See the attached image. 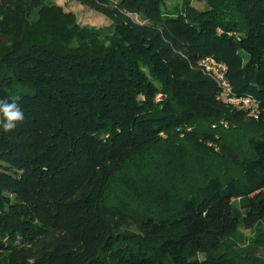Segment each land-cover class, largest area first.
<instances>
[{
  "label": "trees",
  "instance_id": "16d2710c",
  "mask_svg": "<svg viewBox=\"0 0 264 264\" xmlns=\"http://www.w3.org/2000/svg\"><path fill=\"white\" fill-rule=\"evenodd\" d=\"M74 1L111 21L98 28L112 31L111 47L89 30L94 45L67 51L83 27L50 3L55 25L27 22L0 54V99H16L25 117L11 132L0 127L2 264H236L223 242L264 223V0L205 10L192 0ZM205 58L227 66L233 94L255 100L258 120L225 99ZM228 126L249 154L220 141ZM174 133L218 146L241 176L199 163L203 180L177 212L138 218L147 236L138 237L104 213L109 186Z\"/></svg>",
  "mask_w": 264,
  "mask_h": 264
},
{
  "label": "rangeland",
  "instance_id": "374dc122",
  "mask_svg": "<svg viewBox=\"0 0 264 264\" xmlns=\"http://www.w3.org/2000/svg\"><path fill=\"white\" fill-rule=\"evenodd\" d=\"M165 1L169 8L180 2ZM217 1L220 0L201 2L192 0V4L198 10H205ZM50 3L74 12L76 20L81 22L77 23L83 27L80 31L84 32L83 35L77 34L69 45H66L67 51H82L88 44L94 45V42L88 40L89 34H93V31H101L96 35L95 44L98 42L104 47H111L114 44L112 31L106 33L98 29L110 27L111 21L98 12L81 8L74 0H0V54L14 40L23 36L27 22L40 18L48 24L55 25V13L47 7ZM141 62L150 75L151 70L147 61ZM215 134L225 145L237 151L239 157L242 158L251 152L239 129L228 126L224 132ZM170 138V141L164 138L160 144L148 149L121 176L114 179L103 204L104 213L117 227L138 237H147L137 223L138 218L168 217L177 212L175 210L181 196L203 180L199 163L206 164L207 170H214L220 174L228 171L237 177L241 176V167L219 153L218 146H206L203 141L193 142L179 133L172 134ZM173 143L181 145L182 149ZM219 252L227 254L236 264H264V223L252 230L241 228L235 236L223 242ZM2 260L0 257V264Z\"/></svg>",
  "mask_w": 264,
  "mask_h": 264
},
{
  "label": "built area",
  "instance_id": "2783aa9c",
  "mask_svg": "<svg viewBox=\"0 0 264 264\" xmlns=\"http://www.w3.org/2000/svg\"><path fill=\"white\" fill-rule=\"evenodd\" d=\"M201 66L205 71L211 74L224 89L225 99L234 106L242 107L248 111L251 118L258 120L257 104L250 97H237L233 94L230 85L226 80L227 66L222 62H217L213 58H205L201 61Z\"/></svg>",
  "mask_w": 264,
  "mask_h": 264
},
{
  "label": "clouds",
  "instance_id": "9594fccd",
  "mask_svg": "<svg viewBox=\"0 0 264 264\" xmlns=\"http://www.w3.org/2000/svg\"><path fill=\"white\" fill-rule=\"evenodd\" d=\"M24 119V113L16 99H12L11 102L7 99H0V127L3 131L15 130Z\"/></svg>",
  "mask_w": 264,
  "mask_h": 264
},
{
  "label": "crops",
  "instance_id": "0c3cea01",
  "mask_svg": "<svg viewBox=\"0 0 264 264\" xmlns=\"http://www.w3.org/2000/svg\"><path fill=\"white\" fill-rule=\"evenodd\" d=\"M56 3H57V1H56ZM79 4V3H78ZM80 6H81V8H85L87 11H89L90 9H88L87 7H85V6H83V5H81V4H79ZM73 7V6H72ZM69 12H71V11H69ZM74 13V12H73ZM75 14V13H74ZM76 15V14H75ZM77 18V17H76ZM78 21V23H81V22H79V20H77ZM93 27V26H92Z\"/></svg>",
  "mask_w": 264,
  "mask_h": 264
}]
</instances>
